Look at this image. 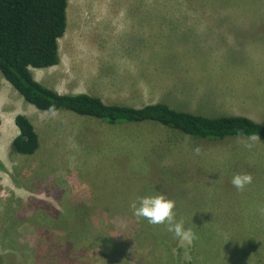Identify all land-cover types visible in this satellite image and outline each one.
<instances>
[{
  "label": "rangeland",
  "instance_id": "1",
  "mask_svg": "<svg viewBox=\"0 0 264 264\" xmlns=\"http://www.w3.org/2000/svg\"><path fill=\"white\" fill-rule=\"evenodd\" d=\"M57 45L58 63L30 72L58 93L264 124V0H67ZM17 114L37 135L30 155L12 148ZM237 173L252 183L237 190ZM157 192L191 246L133 215L131 201ZM261 209L262 143L39 111L0 75V264H264Z\"/></svg>",
  "mask_w": 264,
  "mask_h": 264
},
{
  "label": "trees",
  "instance_id": "2",
  "mask_svg": "<svg viewBox=\"0 0 264 264\" xmlns=\"http://www.w3.org/2000/svg\"><path fill=\"white\" fill-rule=\"evenodd\" d=\"M67 0H0V75L33 108L48 113L68 111L107 124L155 122L194 140L220 141L259 136L264 145V124L243 115L205 116L178 110L163 102L140 107L106 104L86 93H58L36 80L30 69L58 63L57 40L65 29ZM17 135L13 150L32 154L37 135L21 114L13 117Z\"/></svg>",
  "mask_w": 264,
  "mask_h": 264
},
{
  "label": "clouds",
  "instance_id": "3",
  "mask_svg": "<svg viewBox=\"0 0 264 264\" xmlns=\"http://www.w3.org/2000/svg\"><path fill=\"white\" fill-rule=\"evenodd\" d=\"M250 139L255 142L260 138L258 135H254ZM243 143L249 149L253 146L252 143ZM194 152L199 155L201 148L197 146ZM252 179L250 173H237L233 176L231 183L237 190H243L246 185L252 183ZM129 207L138 220L143 218L153 225L167 224V230L174 233L182 247L191 246L198 239L197 234L191 228L186 229L184 227L183 220H176L174 212L176 202L163 193L157 192L156 194L138 196L130 202ZM261 212L264 214V209H261ZM188 258L190 259V257Z\"/></svg>",
  "mask_w": 264,
  "mask_h": 264
},
{
  "label": "crops",
  "instance_id": "4",
  "mask_svg": "<svg viewBox=\"0 0 264 264\" xmlns=\"http://www.w3.org/2000/svg\"><path fill=\"white\" fill-rule=\"evenodd\" d=\"M196 16H198V17H205V20H212V21H217V22H220L223 19H227L228 17H230L229 18V21H233L235 19L234 18L235 16H233V15L229 16L227 14H213V15H211V14H204V16H201V15L197 14ZM215 25L219 26L221 24L217 23ZM230 26L232 27V24Z\"/></svg>",
  "mask_w": 264,
  "mask_h": 264
}]
</instances>
